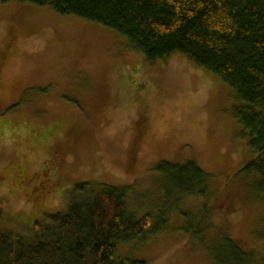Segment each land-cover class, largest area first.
<instances>
[{"label":"rangeland","instance_id":"rangeland-1","mask_svg":"<svg viewBox=\"0 0 264 264\" xmlns=\"http://www.w3.org/2000/svg\"><path fill=\"white\" fill-rule=\"evenodd\" d=\"M10 45L0 76L2 226L29 237L45 214L66 211L76 185H106L128 188L129 211L163 226L119 246L121 257L218 264L229 241L256 259L264 194L238 175L252 151L235 113L260 107L182 54L149 63L114 30L47 7L0 2V50ZM188 162L208 175L207 193L184 201L169 165ZM19 167L52 190L17 179Z\"/></svg>","mask_w":264,"mask_h":264},{"label":"trees","instance_id":"trees-1","mask_svg":"<svg viewBox=\"0 0 264 264\" xmlns=\"http://www.w3.org/2000/svg\"><path fill=\"white\" fill-rule=\"evenodd\" d=\"M10 1L110 28L149 63L182 54L218 76L251 109L260 107L235 116L250 129L241 137L247 138L252 151L238 175L253 181L264 194V0H0ZM32 135L30 140H35ZM21 169L16 171L19 178L25 174ZM169 170L184 201L207 193L208 175L194 162L169 165ZM38 182L42 193L52 190V184ZM128 192V188L78 184L66 211L45 214L47 223L36 222L26 238L12 234L21 226L1 225L0 202V264H145L119 256L118 247L143 241L163 226L151 214L138 217L130 212ZM183 200L178 198V203ZM227 242L228 254L218 264H264V247L255 259Z\"/></svg>","mask_w":264,"mask_h":264},{"label":"flooded vegetation","instance_id":"flooded-vegetation-1","mask_svg":"<svg viewBox=\"0 0 264 264\" xmlns=\"http://www.w3.org/2000/svg\"><path fill=\"white\" fill-rule=\"evenodd\" d=\"M15 50V47L13 45H10L8 46L6 49L4 50H0V76H1V73H2V69L4 67V65L8 62L11 54L14 52ZM1 87V86H0ZM137 124V123H136ZM53 161V158L51 157L49 162H52ZM48 169H46L45 171L42 172V176H45V172H47ZM35 177L36 175L34 174H24L23 175V178L26 180L25 182L28 184L29 182H34L37 180V182L39 181V178L37 177L36 180H35ZM17 179H19L18 176H16ZM57 179H59L58 181L61 183V180L59 178V176H57ZM50 185V184H49Z\"/></svg>","mask_w":264,"mask_h":264}]
</instances>
